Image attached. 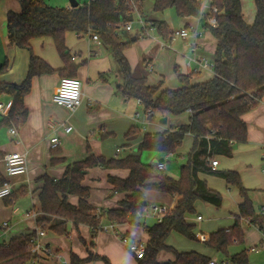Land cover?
<instances>
[{"label":"crops","instance_id":"1","mask_svg":"<svg viewBox=\"0 0 264 264\" xmlns=\"http://www.w3.org/2000/svg\"><path fill=\"white\" fill-rule=\"evenodd\" d=\"M67 4L61 6L71 7ZM241 6L244 20L253 24L256 17L255 0H241ZM20 10L17 0H0V66L6 64L7 68L0 74V81L6 83H23L29 70L30 53L8 42L7 15L10 11ZM209 12L210 0L206 7H203V14ZM145 14L149 20L144 19ZM139 15L146 22L145 28L139 23ZM135 16H138V28L134 29L133 26L130 31L125 30L124 37L131 41L125 55L136 77H145L149 85L163 82V88L170 89L183 85L179 75L190 76L191 84L207 82L214 77L213 70L200 68L193 62L188 64L189 59L194 56L190 46L193 36L187 40H170V37L166 40L153 24L155 21H163L169 26L171 33L186 27L201 31L203 35L198 39L199 48L194 57H204L213 62L217 41L213 34L203 27L202 17H184L176 9L173 12L170 8L157 12L153 2L147 4L145 0L141 1L139 14L133 15V24ZM65 42L73 62L78 65L74 78L83 84L81 106L71 112L53 101V94L63 77L59 70L63 68L64 63L52 38H35L30 42L34 55L44 60L55 72L33 77L31 90L24 98L27 114L19 125L0 126V177L3 180L6 178L3 161L5 154L18 152L27 155V172L8 179L12 184L13 193L9 198L0 200V245L9 244L15 238L37 233L41 229L43 235L40 240L51 248L52 254L42 255L40 264H71L73 255L81 260L79 264H137L138 258L124 245L121 237L146 245L149 235L143 226L118 224L108 219H103L98 225L99 228L68 222L67 233L59 235L38 225V220L46 216L40 201L45 178L62 179L70 164L82 161L90 155L103 156L106 159H121L131 154L141 157V152L134 153L132 148L138 147L139 150L144 134L168 130L151 124L152 120L146 117V111L137 99L125 98L121 94L119 87L123 79L107 47L87 35L80 36L76 32H67ZM8 101L12 100L7 96L0 98V103ZM165 117L168 123L171 122V130L189 124L191 112L174 115L172 120L168 116ZM3 118L0 114V120ZM242 118L247 125V141L237 144L231 157L216 155L218 164L213 170L238 172L243 186L249 191L255 210L261 213L264 208V95ZM69 125L73 129L67 133L65 126ZM11 128L17 130V135L10 133ZM133 128L139 131L127 137V133ZM54 137L60 141L56 149L51 148V139ZM193 145L194 136L186 134L177 148L184 162ZM117 149H120V152H117ZM121 153L124 154L119 155ZM167 155L166 159L169 158ZM161 159L154 165L157 169L159 163L165 164L164 159ZM170 172L168 176L178 179L174 170ZM128 175V170L103 166L87 170L82 184L89 188L88 202L93 207L92 214L99 216L107 210L121 207L120 203L125 199L126 193L115 191L109 178L125 179ZM198 176L206 181L210 189L222 195V206L216 208L197 201L194 205L195 212L186 214L185 220L194 226L193 232L198 239L189 240L173 231L168 235L165 244L179 253L197 252L209 259L223 260L224 257L219 258L220 254L206 246L205 241L199 239V235L204 234L208 240L213 232L233 226L235 215L238 214L244 199L238 189L229 187L224 179L205 173H199ZM143 193L147 204L171 208L175 207L179 200L175 195L160 191L144 190ZM68 202L78 205L79 197L69 195ZM198 216L202 219L199 220ZM49 219L51 223L59 221L56 216H49ZM5 222L6 226L3 225ZM140 222L148 226L143 215ZM111 225L117 234L110 228ZM252 226L243 227L244 248L235 252L236 254L246 250L247 264L250 249L264 246V233ZM105 227L107 229H104ZM260 253L262 252H256ZM174 259L175 254L167 250L159 252L156 257V261L161 264Z\"/></svg>","mask_w":264,"mask_h":264},{"label":"trees","instance_id":"2","mask_svg":"<svg viewBox=\"0 0 264 264\" xmlns=\"http://www.w3.org/2000/svg\"><path fill=\"white\" fill-rule=\"evenodd\" d=\"M17 1L21 10L10 11L7 15L8 42L27 50L30 63L23 83L0 81V98L7 96L12 100L9 113L0 120V126L19 125L27 114L24 98L31 90L33 77L55 72L44 60L34 55L31 40L52 38L64 63L59 70L60 75L74 78L78 65L73 62L65 37L67 32H76L80 36L97 34L101 43L111 51L123 79L119 91L125 98L137 99L146 112L151 110L164 115L191 112L187 125L144 134L139 145L140 152L174 154L186 134L194 136V145L187 155L186 163L181 165L178 179L165 175L156 166L143 163L141 157L134 154L121 159L90 155L70 164L62 179L45 178L40 201L46 216L38 220L39 227L62 235L67 233L68 222L84 223L95 228H99L103 219L118 224L131 223L143 226L149 235L145 256L138 259L137 264H161L156 261V257L163 250L175 254L174 261L164 264H208L210 259L203 254L179 253L165 244L173 231L189 240L198 239L193 232L194 226L185 220L186 214L195 212L197 201L216 208L222 206V195L199 178V173H205L224 179L229 187H236L244 199L233 226L213 232L205 245L235 264H247L246 250L236 254H231L229 250L235 244L243 245L242 224L245 220L264 233V214L255 210L239 173L213 170L211 159L216 155L231 157L235 146L247 141V125L242 116L256 106L264 95V0H255L256 17L253 24L244 20L241 0H210V12L207 14H203V0H155L154 9L157 12L175 8L184 17H202L203 27L217 41L213 60L214 77L207 82L191 84L190 76L179 75L183 85L175 89L163 88V82L149 85L145 77L133 74L125 55L131 41L124 37L125 25L132 20L133 12L124 0L79 2L77 7L52 6L45 0ZM213 7L217 9L216 12L212 11ZM212 17L217 21L215 26L208 23ZM153 24L164 39H169L171 30L165 22L155 21ZM6 69V64L1 65L0 74ZM138 131L133 128L126 136L131 137ZM96 166L129 171L125 179L109 178L115 191L126 193L121 207L107 210L99 216L91 213L93 207L88 202L89 188L82 184L87 170ZM3 181L0 177V183ZM144 190L165 192L179 197V200L161 222L145 226L140 222L148 206ZM69 195L79 197L78 205L68 202ZM143 202L146 205H140ZM49 216L59 217V221L51 223ZM35 235L34 232L0 245V264L35 263L38 255L28 246ZM71 259V264L81 261L75 255Z\"/></svg>","mask_w":264,"mask_h":264},{"label":"built area","instance_id":"3","mask_svg":"<svg viewBox=\"0 0 264 264\" xmlns=\"http://www.w3.org/2000/svg\"><path fill=\"white\" fill-rule=\"evenodd\" d=\"M93 0H89L88 3L92 2ZM129 7V9L134 14H139L140 12V4L141 0H124ZM213 12H216L217 9L213 7ZM216 19L214 17L210 18L208 20V23L212 26L216 25ZM139 23L143 26V28L146 27L145 20L139 15ZM133 28V19L129 21L125 25V30L130 31ZM202 32L198 30H192L189 28H182L179 30H175L170 35V40H174L176 38H181L183 40H187L190 36H193V41L190 43L191 46V52L195 56L197 49L199 48L198 39L202 37ZM92 40L97 41L101 44V40L99 36L95 33H89L87 34ZM189 59V65L191 62L198 65V67L203 69H211L214 68V63L209 61L208 59L204 57H194ZM195 71H198V69H195ZM83 84L82 82L77 78H71V77H62L60 79L59 87L56 90V92L53 94V101L65 108H67L71 112H75L82 103L83 100V92H82ZM12 106V101H8L6 103H0V114L4 117L8 115L9 110ZM90 106H92V103L90 102ZM138 115V114H137ZM146 117L151 121L154 117V112L149 110L146 112ZM63 126V125H62ZM72 126H65V131L71 132ZM10 133L12 135H17V130L15 128L10 129ZM60 144V141L57 137H54L51 139V148L56 149ZM117 152H120V149H117ZM172 156V154H168L167 157ZM263 158H264V150H263ZM3 161L5 164V172H6V178L2 183H0V200L9 198L12 193V184L8 179L24 175L27 172V155L26 153H18V152H12L7 153L3 157ZM218 164V160L216 159V156H214L211 159V167L213 169L216 168ZM165 168V164L163 162L158 164V169L162 170ZM169 207L165 205H157L153 204L150 206V211L153 216L157 218V221L161 222L163 218L168 214ZM262 211H264V208L261 210V214H264ZM198 219L201 220L202 217L198 216ZM244 224H249L248 220H245L243 222ZM4 226L7 225L5 222L3 224ZM254 226V225H253ZM110 228L113 230L115 234H117L116 230H114V226H110ZM104 229H107L105 227ZM43 235V231L41 229L38 230L35 236H33L30 241L28 242V246L30 250L38 255V260L35 262V264H40L42 260V255H50L52 254V250L49 246H46L43 244L40 240V237ZM207 237L204 234L199 235V239L201 241H206ZM122 242L124 245L136 255L138 259L144 258L145 251H146V245L143 243L133 242L127 237H121ZM252 251L258 252L259 250L256 248H251ZM208 264H235L228 260H216V259H210Z\"/></svg>","mask_w":264,"mask_h":264},{"label":"rangeland","instance_id":"4","mask_svg":"<svg viewBox=\"0 0 264 264\" xmlns=\"http://www.w3.org/2000/svg\"><path fill=\"white\" fill-rule=\"evenodd\" d=\"M48 4L52 5V6H64L65 3H68L67 5H70V1L69 0H66V2H64L63 0H45ZM208 1L209 0H203L204 2V7H206V5L208 4ZM78 2L80 3H84V2H89V0H78ZM145 2L147 4H149V2H153V7H154V0H145ZM171 10H173V12H175V9H172L170 8ZM144 19L145 20H149L147 19V14H145V16L143 15ZM137 20H138V16H135V19H134V29L138 28V23H137ZM115 61V60H114ZM116 64V62H115ZM140 112L141 114L143 113V110L140 109ZM144 115V113H143ZM165 116H168L170 118V120H172V118H174L173 116L174 115H164L163 113H160V112H156L154 113V117L151 121V124H154V125H157V126H161V127H164L165 129H168L170 130L171 128V122H167L166 124H161L160 120L165 117ZM123 149L125 147H122ZM132 152L134 153H138L140 154V151L138 150V147H133L132 148ZM124 153H121L119 155H123ZM165 154L163 153H160V152H152V151H143L141 152V161L145 164H150L152 166L154 165H157L159 159L161 158H165ZM166 159V158H165ZM164 159V162H165V165H166V168L163 170H160L162 173H165V174H169L171 173L170 171H175L176 172V175H177V178H179L180 174H177V172L180 173V168H181V165H183L184 163H186V161L184 162V158L181 157L180 153L176 151V153L173 154L172 157H169L167 158L166 160ZM168 168L169 169V172H168ZM179 175V176H178ZM153 203H148V206L143 214V216L145 217V222L148 224V225H153L154 223L157 222V218L155 216L152 215L151 211H150V206H152ZM264 213V211H262ZM143 221H144V218H143ZM244 228H248L247 226H251V225H247V224H242ZM253 227V226H252ZM254 228V227H253ZM263 236V235H262ZM264 238V236H263ZM259 245V244H257ZM244 248V244L243 245H233L231 248H230V253L231 254H235L236 251L238 250H241ZM256 249H258L260 252V254H256L255 251H252L250 249V253H249V264H264V246H257L255 247ZM220 254V253H219ZM218 257H224L223 260H228L230 261L229 259H227L224 255L220 254L218 255Z\"/></svg>","mask_w":264,"mask_h":264},{"label":"water","instance_id":"5","mask_svg":"<svg viewBox=\"0 0 264 264\" xmlns=\"http://www.w3.org/2000/svg\"><path fill=\"white\" fill-rule=\"evenodd\" d=\"M69 1H70V6H71V7H77L78 4H79L78 0H69ZM160 122H161L162 124H166V123H167V118H166V117H163V118L160 120ZM161 161H162V159H161ZM140 205H146V202L140 203Z\"/></svg>","mask_w":264,"mask_h":264}]
</instances>
